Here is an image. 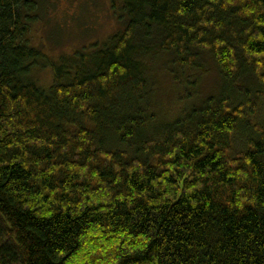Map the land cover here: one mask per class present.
Here are the masks:
<instances>
[{"label": "trees", "instance_id": "obj_1", "mask_svg": "<svg viewBox=\"0 0 264 264\" xmlns=\"http://www.w3.org/2000/svg\"><path fill=\"white\" fill-rule=\"evenodd\" d=\"M39 1L0 0V264H264V0H109L121 28L56 60Z\"/></svg>", "mask_w": 264, "mask_h": 264}, {"label": "rangeland", "instance_id": "obj_2", "mask_svg": "<svg viewBox=\"0 0 264 264\" xmlns=\"http://www.w3.org/2000/svg\"><path fill=\"white\" fill-rule=\"evenodd\" d=\"M38 8L36 21L32 23L30 39L31 42L39 45L43 52L48 53L52 60H56L61 54L71 53L82 45L99 43L122 26L117 22L116 13L111 11L109 0H40ZM203 57L206 59L207 71L201 77L200 87L197 90L200 95L212 93L220 82L217 68L212 60L206 55ZM36 75L38 82L43 86L48 85L52 79L48 67L37 68ZM160 78H163L162 75ZM163 81L164 84L160 83L157 91L156 104L154 103L156 111H159V115L163 118L175 117L179 115L183 104L177 103V96L169 81ZM253 110L254 116L248 119L257 118L256 121L262 123L264 129V100L258 99ZM239 142L233 144L235 150L238 149Z\"/></svg>", "mask_w": 264, "mask_h": 264}]
</instances>
